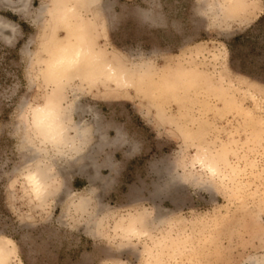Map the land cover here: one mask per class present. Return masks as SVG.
<instances>
[{"label":"rangeland","instance_id":"obj_1","mask_svg":"<svg viewBox=\"0 0 264 264\" xmlns=\"http://www.w3.org/2000/svg\"><path fill=\"white\" fill-rule=\"evenodd\" d=\"M20 1L0 0L14 27L0 32L5 264H264V0L76 6L95 51L150 75L120 88L74 75L61 89L46 70L50 28L74 1ZM52 98L67 140L76 126L86 138L44 139L33 112ZM34 172L49 192L33 190Z\"/></svg>","mask_w":264,"mask_h":264},{"label":"bare ground","instance_id":"obj_2","mask_svg":"<svg viewBox=\"0 0 264 264\" xmlns=\"http://www.w3.org/2000/svg\"><path fill=\"white\" fill-rule=\"evenodd\" d=\"M5 1L7 3L10 2V0H5ZM73 1L74 4L72 6L58 11V14L55 16L54 23L51 24V28H50L52 34L50 37L52 44H51V49H49L50 52H49V59L46 65V70H47V74L52 77V81L54 82L55 87L61 89L62 85L70 81L72 79V76L74 75H76L77 78H79L81 81L83 82L86 81L90 85L96 84L101 80H108L114 84L115 88H120L122 86H127L131 84L130 82L131 78H134L135 76H137L140 79L147 78L150 75V72L148 71L147 68L138 71H135L134 69H125L123 71L120 70L116 62H107L104 55H101L99 52L95 51L91 22H87L86 20L78 21L76 26H74L73 19L74 18L76 19V17L78 16V11H76L74 7L86 6L91 8L94 6V4L97 1L96 0H73ZM20 2L24 3L25 0H21ZM13 9L16 12H22L23 10L26 9V7L22 9L21 8L18 9L17 7H15ZM50 9H51V5H49L48 7H43L40 10V13L43 14L45 12H48V10ZM61 24L67 30V35L64 38L62 37L57 38L56 32L58 27L61 26ZM5 28L6 29L8 28V30L9 28L11 30H14V27L10 23L5 22L0 18V32H2ZM148 79L149 78H147V80ZM173 81H175V78ZM60 103L61 102H59V100L52 98L46 101L44 105L38 107V109L34 110L33 112L34 124L39 129L41 135L44 137V139H47L52 143L56 144V146L57 145L62 146V144L68 145L69 143L71 144L77 140L79 141V139L82 140L86 136L88 131L86 128H83L82 126H76L75 127L76 137L73 139V142L71 141L69 142L67 140L68 137L67 121L69 120V115H68V111L64 110ZM213 160H214L213 157L212 158L209 157L208 161L202 163V166L204 169H206V171H209L211 175L216 176L218 167L220 166L217 167V164H212ZM28 178L31 187L38 195H43L52 189L53 186L52 180L46 179L45 177H43L38 173L34 172L33 174H30ZM135 230L136 229H134V231ZM7 245L8 244H6L5 241L0 242V264H5L10 256V250Z\"/></svg>","mask_w":264,"mask_h":264},{"label":"trees","instance_id":"obj_3","mask_svg":"<svg viewBox=\"0 0 264 264\" xmlns=\"http://www.w3.org/2000/svg\"><path fill=\"white\" fill-rule=\"evenodd\" d=\"M239 40V38H236V41Z\"/></svg>","mask_w":264,"mask_h":264}]
</instances>
